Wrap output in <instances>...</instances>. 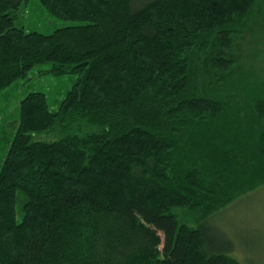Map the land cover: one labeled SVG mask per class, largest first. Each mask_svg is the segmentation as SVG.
Here are the masks:
<instances>
[{
	"label": "trees",
	"instance_id": "trees-1",
	"mask_svg": "<svg viewBox=\"0 0 264 264\" xmlns=\"http://www.w3.org/2000/svg\"><path fill=\"white\" fill-rule=\"evenodd\" d=\"M45 63L77 78L20 105L0 264H247L208 220L264 186V0H0V92Z\"/></svg>",
	"mask_w": 264,
	"mask_h": 264
},
{
	"label": "rangeland",
	"instance_id": "rangeland-1",
	"mask_svg": "<svg viewBox=\"0 0 264 264\" xmlns=\"http://www.w3.org/2000/svg\"><path fill=\"white\" fill-rule=\"evenodd\" d=\"M25 9L22 19L27 30L50 34L54 29L66 25L64 21L48 15L35 2L26 5ZM258 13L260 14L261 11L259 10ZM252 36L253 34H247L243 40V44L249 48V51L245 47L239 48L241 58L239 57L235 67L237 70L248 68L253 62L251 57L249 59V53L254 54L255 49ZM255 38L256 35L253 36V39ZM49 68L48 63L36 65L27 76L16 80L0 92V165L6 156L14 132L13 127L18 122L20 105L24 99L32 92L43 93L50 110L56 111L59 103L76 81V74L55 76L46 72ZM52 137V135L44 134L39 138L50 140ZM226 210L225 213L210 217L209 227L222 234L227 229V233L229 231L234 235L237 246L233 247L232 254L238 260L247 264H264V186L238 200ZM178 213L186 217L184 219L187 224L196 225L190 210L180 209ZM240 244L245 250L239 249Z\"/></svg>",
	"mask_w": 264,
	"mask_h": 264
}]
</instances>
